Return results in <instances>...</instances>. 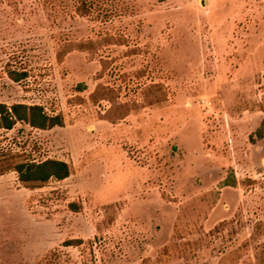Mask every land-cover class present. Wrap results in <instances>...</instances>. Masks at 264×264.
<instances>
[{
    "label": "rangeland",
    "instance_id": "obj_1",
    "mask_svg": "<svg viewBox=\"0 0 264 264\" xmlns=\"http://www.w3.org/2000/svg\"><path fill=\"white\" fill-rule=\"evenodd\" d=\"M0 103L70 168L0 174V264H264V0H0Z\"/></svg>",
    "mask_w": 264,
    "mask_h": 264
},
{
    "label": "trees",
    "instance_id": "obj_2",
    "mask_svg": "<svg viewBox=\"0 0 264 264\" xmlns=\"http://www.w3.org/2000/svg\"><path fill=\"white\" fill-rule=\"evenodd\" d=\"M163 1V0H161ZM13 80L19 81L25 74H11ZM17 122H24L29 126L46 130L55 126L62 125L60 115L51 116L47 114L41 105H26L15 103L10 106L0 103V130L11 129ZM261 130L259 136H261ZM7 156V155H6ZM13 156L0 158V174L7 170H14L18 175V180L28 188H38L45 184L51 178L63 180L70 174L68 163L57 159H45L43 161H22L12 163ZM76 209V205L70 204ZM73 241H66V245H72Z\"/></svg>",
    "mask_w": 264,
    "mask_h": 264
}]
</instances>
